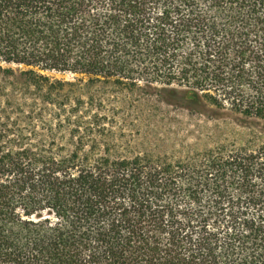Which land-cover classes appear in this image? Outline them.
<instances>
[{"label":"trees","instance_id":"obj_1","mask_svg":"<svg viewBox=\"0 0 264 264\" xmlns=\"http://www.w3.org/2000/svg\"><path fill=\"white\" fill-rule=\"evenodd\" d=\"M175 98L264 126V0H0V264H264V141L127 138Z\"/></svg>","mask_w":264,"mask_h":264},{"label":"rangeland","instance_id":"obj_2","mask_svg":"<svg viewBox=\"0 0 264 264\" xmlns=\"http://www.w3.org/2000/svg\"><path fill=\"white\" fill-rule=\"evenodd\" d=\"M45 74L65 81L77 77L69 73ZM157 117L151 124L142 123L141 131L127 132V138L136 141L139 151L149 150L176 160H187L210 150L223 151L253 140L264 141V126L234 111L230 104L220 108L175 98L171 104L163 106Z\"/></svg>","mask_w":264,"mask_h":264}]
</instances>
